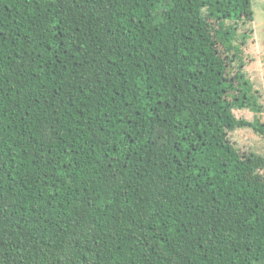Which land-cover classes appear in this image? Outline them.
<instances>
[{
    "label": "trees",
    "instance_id": "1",
    "mask_svg": "<svg viewBox=\"0 0 264 264\" xmlns=\"http://www.w3.org/2000/svg\"><path fill=\"white\" fill-rule=\"evenodd\" d=\"M253 0H0V264H264Z\"/></svg>",
    "mask_w": 264,
    "mask_h": 264
},
{
    "label": "rangeland",
    "instance_id": "2",
    "mask_svg": "<svg viewBox=\"0 0 264 264\" xmlns=\"http://www.w3.org/2000/svg\"><path fill=\"white\" fill-rule=\"evenodd\" d=\"M255 21L238 27L237 43H242L240 35L247 32L248 37L242 44L241 59L236 60V69L243 62L247 77L251 80L254 90L260 95L262 111L256 113L250 108H235L238 117L248 120L259 118L264 124V0H253ZM231 139L238 145L257 153H264V137L251 128H237L230 131Z\"/></svg>",
    "mask_w": 264,
    "mask_h": 264
}]
</instances>
